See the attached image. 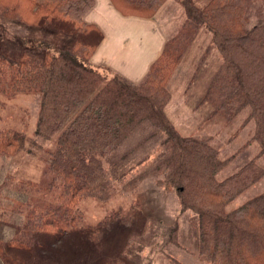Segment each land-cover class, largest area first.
Returning <instances> with one entry per match:
<instances>
[{"label": "trees", "instance_id": "obj_1", "mask_svg": "<svg viewBox=\"0 0 264 264\" xmlns=\"http://www.w3.org/2000/svg\"><path fill=\"white\" fill-rule=\"evenodd\" d=\"M112 1L124 16L153 18L168 0ZM173 1L192 37H210L188 87L201 80L209 49L219 58L193 112L207 104L208 116H222L224 124L241 116L242 131L253 124L248 139L224 158L211 138L182 135L166 111L190 33L171 39L133 83L91 65L102 39L83 21L91 0H0L2 16L17 23L6 29L15 33L5 35L36 42L18 54L0 55V113L19 95L39 93L34 138L9 127L0 114V160L10 163L0 170V264H136L140 247L107 257L105 243L139 231L136 209L152 210L141 188L147 179L173 193L179 205L175 219L153 224L163 264H183L164 248L187 250L179 243L178 221L187 212L196 217L192 250L200 264H264V189L235 205L264 179V14L251 20L247 12L250 1L264 0H207L201 7L195 0ZM36 142L48 143L45 180L38 184L22 170ZM253 143L256 154L220 178ZM37 188L51 200L26 209L24 195ZM103 204V219L79 225L84 210Z\"/></svg>", "mask_w": 264, "mask_h": 264}, {"label": "rangeland", "instance_id": "obj_2", "mask_svg": "<svg viewBox=\"0 0 264 264\" xmlns=\"http://www.w3.org/2000/svg\"><path fill=\"white\" fill-rule=\"evenodd\" d=\"M206 1L207 0H195L199 7L203 6ZM247 12L250 14L251 20H255L260 16V12H262L261 14H264V2L250 1L248 3ZM153 18L158 21L166 36L165 44L160 55L163 53L171 39H174L175 37L181 38L187 33H190L191 36L192 30L185 25L186 21L184 13L180 5L173 0H168L161 8L158 15ZM16 24L17 23L15 22L6 20V18L2 16L0 9V55L2 53H8V55L18 54L22 50L29 49L33 43H36L35 41L30 40L26 42L14 41L9 36H6L5 34L11 35L15 33L14 31H6V29L10 26H16ZM33 32L38 34L44 33L42 30H34ZM25 33L31 35V30L26 31ZM209 39V35L203 33L200 38L192 37V39L190 38L187 40V53L183 60L180 61V65L175 71V75L170 84L172 98L166 111L182 135L211 138L212 145L219 150L220 156L224 158L242 146L245 140L248 139L253 124H249V126L242 131L240 123L242 122L243 116H241L239 120L230 124H224L226 121L222 116H219V118H211V116H208L207 109L209 105L207 104L202 106L198 111L193 112L192 109L193 106H195L196 100L202 96L211 73L214 72L215 67H217L219 63V58L216 52L209 49L206 53L205 60L202 62L204 68L201 72V80L197 83L196 79L190 88L188 87V80L192 76L191 74L194 71V67L196 68L197 66L196 63H198L201 55L210 46ZM96 68L108 69L107 66ZM38 105L39 93L36 91L26 92L23 95H19L15 101L7 102V108L5 110L1 108L2 112L0 114H4L3 117L8 118L7 125L9 127H13L14 129L24 132L28 137L34 138ZM245 116L246 114H244V117ZM47 144L48 143L45 142H36V145H32L30 148V154H33V156L28 158V164H26V166L24 165L22 169L26 173V177L30 178L32 182H36L37 184L39 181L43 182L45 180L44 171L46 163L42 155H44V151L48 148ZM257 150V145L253 143L245 150L241 151L222 171L220 178L236 171L248 159L253 157ZM9 164L10 163H7L5 160H0V170L2 168H8L9 166L7 165ZM259 164L264 166V156L259 160ZM17 165L18 164L12 166ZM12 166L10 169L11 171H21V168H12ZM141 188L143 191L146 190V196L150 200V208L152 210L136 209L135 212H139V223H141L139 224V231L136 233L130 231L125 235V239L121 242H117L118 238L115 240L110 238L111 241L105 243L104 255L107 257H116L121 250L126 254H130L132 251H135L140 247L141 259L136 264H163L164 259L160 253L161 249L155 245L157 239V236L155 235H157V232L154 230V225L157 224L158 220H162L166 223L171 219L176 218L179 209L178 200L173 193H166L160 187L157 189L154 179H147L143 185H141ZM263 189L264 179L237 199L235 205H238L240 202L242 203ZM24 196L28 198V204L25 206L26 209L40 200H51V195L49 193L43 192L38 188L31 190L29 194H25ZM106 208H108V206L103 204L99 209L90 207L84 210L85 220L79 223V225L84 226L103 219ZM178 221L180 224L179 243L183 249L187 248V250L182 252L173 248L167 249L166 247L164 250L166 252L168 251V253L183 264H200V262L193 257L192 250V247H196L197 237V222L195 215L191 212H187L179 217ZM151 224L153 227L152 231L148 229ZM188 245L190 247H188ZM115 249L120 250L116 251Z\"/></svg>", "mask_w": 264, "mask_h": 264}, {"label": "crops", "instance_id": "obj_3", "mask_svg": "<svg viewBox=\"0 0 264 264\" xmlns=\"http://www.w3.org/2000/svg\"><path fill=\"white\" fill-rule=\"evenodd\" d=\"M83 21L96 27L102 39L90 58L93 67H105L137 83L158 58L166 36L155 18L124 16L112 0H91Z\"/></svg>", "mask_w": 264, "mask_h": 264}]
</instances>
